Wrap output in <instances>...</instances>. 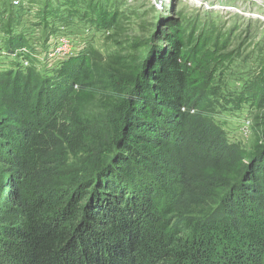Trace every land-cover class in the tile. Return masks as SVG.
I'll return each instance as SVG.
<instances>
[{
	"label": "trees",
	"instance_id": "16d2710c",
	"mask_svg": "<svg viewBox=\"0 0 264 264\" xmlns=\"http://www.w3.org/2000/svg\"><path fill=\"white\" fill-rule=\"evenodd\" d=\"M84 63L0 74V264H264V152L203 114L180 47L101 86Z\"/></svg>",
	"mask_w": 264,
	"mask_h": 264
},
{
	"label": "rangeland",
	"instance_id": "374dc122",
	"mask_svg": "<svg viewBox=\"0 0 264 264\" xmlns=\"http://www.w3.org/2000/svg\"><path fill=\"white\" fill-rule=\"evenodd\" d=\"M24 1L13 8L10 0H0V74L32 68L55 78L85 61L92 82L101 86L109 73L149 70L180 47L194 88L205 95L203 114L247 160L264 152V5L257 0ZM61 36L74 45L65 58L51 56ZM13 37L23 41L28 66L7 55ZM5 82L0 77V89ZM96 86L83 96L110 102Z\"/></svg>",
	"mask_w": 264,
	"mask_h": 264
},
{
	"label": "built area",
	"instance_id": "2783aa9c",
	"mask_svg": "<svg viewBox=\"0 0 264 264\" xmlns=\"http://www.w3.org/2000/svg\"><path fill=\"white\" fill-rule=\"evenodd\" d=\"M11 6L12 7H19L22 6L25 1L24 0H10ZM73 45V43L70 42V39L68 37L65 36H61L59 38H57V42H55L54 45V52H56L55 54H52L51 56H56V57H66V53L69 51H71V46ZM74 46V45H73ZM25 46L24 47H20L18 49H15L14 52L9 53L8 52V56L10 57H14V58H18L19 57V63L22 66H28L29 62L28 59L26 58V50H25ZM63 58V59H64ZM60 59V58H58ZM60 61H62L60 59ZM190 112H194L193 109L190 110Z\"/></svg>",
	"mask_w": 264,
	"mask_h": 264
},
{
	"label": "bare ground",
	"instance_id": "6f19581e",
	"mask_svg": "<svg viewBox=\"0 0 264 264\" xmlns=\"http://www.w3.org/2000/svg\"><path fill=\"white\" fill-rule=\"evenodd\" d=\"M189 1H191V2H193L194 4H196V5H202V3L201 2H203V0H189ZM205 1V0H204ZM251 1V0H250ZM257 2H258V4L260 3V4H263L264 5V0H257ZM256 2V3H257Z\"/></svg>",
	"mask_w": 264,
	"mask_h": 264
},
{
	"label": "water",
	"instance_id": "95a60500",
	"mask_svg": "<svg viewBox=\"0 0 264 264\" xmlns=\"http://www.w3.org/2000/svg\"><path fill=\"white\" fill-rule=\"evenodd\" d=\"M160 1H163V0H160Z\"/></svg>",
	"mask_w": 264,
	"mask_h": 264
}]
</instances>
